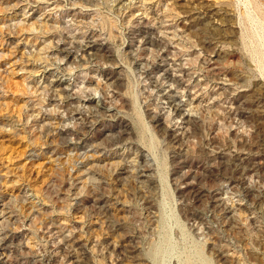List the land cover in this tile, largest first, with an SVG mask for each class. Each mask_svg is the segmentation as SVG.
Masks as SVG:
<instances>
[{
	"label": "rangeland",
	"instance_id": "obj_1",
	"mask_svg": "<svg viewBox=\"0 0 264 264\" xmlns=\"http://www.w3.org/2000/svg\"><path fill=\"white\" fill-rule=\"evenodd\" d=\"M0 214V264H264V0H0Z\"/></svg>",
	"mask_w": 264,
	"mask_h": 264
},
{
	"label": "bare ground",
	"instance_id": "obj_2",
	"mask_svg": "<svg viewBox=\"0 0 264 264\" xmlns=\"http://www.w3.org/2000/svg\"><path fill=\"white\" fill-rule=\"evenodd\" d=\"M188 61V60H187ZM182 64V63H181ZM185 65V64H184ZM199 69V68H198ZM166 70V69H165ZM164 70V71H165ZM173 77V76H172ZM171 77V78H172ZM177 77V76H176ZM173 83V82H172ZM172 87V86H171ZM173 96V95H172ZM176 106V105H175ZM177 106H179V103L177 104ZM182 107V106H181ZM186 116V115H185ZM185 119V118H184ZM125 164V163H124ZM1 213H2V209H1ZM5 215V214H4ZM3 217V215L2 214H0V219ZM4 218V217H3ZM0 222H2L1 220H0ZM1 228V227H0ZM1 234V233H0ZM3 239H2V237H0V261L2 260V257H1V255H3V252H1L5 247H3ZM7 249V248H6ZM6 259V258H5ZM5 263V262H4ZM3 263V264H4Z\"/></svg>",
	"mask_w": 264,
	"mask_h": 264
}]
</instances>
